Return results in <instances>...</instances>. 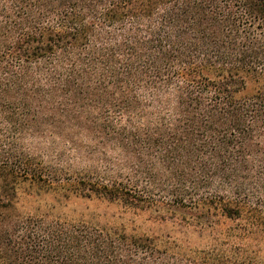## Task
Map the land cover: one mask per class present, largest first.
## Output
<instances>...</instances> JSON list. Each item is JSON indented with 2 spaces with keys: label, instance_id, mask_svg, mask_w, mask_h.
<instances>
[{
  "label": "trees",
  "instance_id": "1",
  "mask_svg": "<svg viewBox=\"0 0 264 264\" xmlns=\"http://www.w3.org/2000/svg\"><path fill=\"white\" fill-rule=\"evenodd\" d=\"M27 183L183 230L23 214ZM0 264H264V0H0Z\"/></svg>",
  "mask_w": 264,
  "mask_h": 264
},
{
  "label": "rangeland",
  "instance_id": "2",
  "mask_svg": "<svg viewBox=\"0 0 264 264\" xmlns=\"http://www.w3.org/2000/svg\"><path fill=\"white\" fill-rule=\"evenodd\" d=\"M259 84L248 81L246 92H254ZM49 138H40L38 135L26 136L23 143L33 153H43L49 147ZM51 149H49L50 152ZM55 151H52L54 153ZM47 154V152H46ZM80 171L76 163L65 170L64 177L74 171ZM55 196V197H54ZM19 201L17 210L23 214L47 213L67 220H83L97 225L124 226L126 230H134L153 235L179 234L183 227L171 220L157 221L156 214L151 210H132L116 201H109L101 197H79L68 195L65 197L59 192L46 191L40 187L23 184L18 188Z\"/></svg>",
  "mask_w": 264,
  "mask_h": 264
}]
</instances>
